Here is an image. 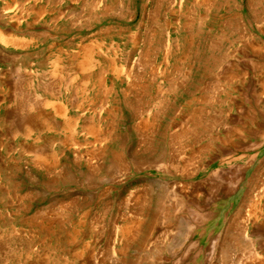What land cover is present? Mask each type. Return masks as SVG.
I'll use <instances>...</instances> for the list:
<instances>
[{"label": "rangeland", "instance_id": "rangeland-1", "mask_svg": "<svg viewBox=\"0 0 264 264\" xmlns=\"http://www.w3.org/2000/svg\"><path fill=\"white\" fill-rule=\"evenodd\" d=\"M0 264H264V0H0Z\"/></svg>", "mask_w": 264, "mask_h": 264}, {"label": "bare ground", "instance_id": "bare-ground-1", "mask_svg": "<svg viewBox=\"0 0 264 264\" xmlns=\"http://www.w3.org/2000/svg\"><path fill=\"white\" fill-rule=\"evenodd\" d=\"M90 47V46H89ZM88 52V51H87ZM97 53V52H96ZM89 54V53H88ZM83 55V54H82ZM87 57H89V56H87ZM91 57V56H90ZM90 57H89V59H90ZM93 59V58H92ZM84 62L86 63V65L90 62V60H89V62H88V60H87V62H86V60H84ZM84 63V64H85ZM94 63V62H93ZM98 64V63H97ZM59 65V64H58ZM104 65V64H103ZM87 67H88V65H87ZM85 68H86V66H85ZM85 71V70H84ZM87 71V70H86ZM87 73V72H86ZM61 106V105H60ZM61 111V110H60ZM62 114H63V111H62ZM70 121V120H69ZM67 123V122H66ZM69 126H71L70 124H69ZM128 226H129V224H128ZM128 228H130V226L128 227ZM131 229V228H130ZM133 229V228H132ZM125 230V229H124ZM241 247V246H240ZM250 251V250H249ZM230 256V255H229Z\"/></svg>", "mask_w": 264, "mask_h": 264}]
</instances>
